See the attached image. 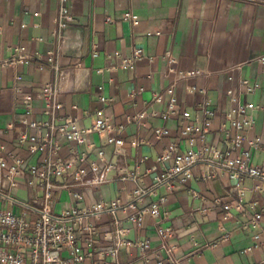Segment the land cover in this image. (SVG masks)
Masks as SVG:
<instances>
[{"label":"crops","instance_id":"0c3cea01","mask_svg":"<svg viewBox=\"0 0 264 264\" xmlns=\"http://www.w3.org/2000/svg\"><path fill=\"white\" fill-rule=\"evenodd\" d=\"M59 2L0 0V156L9 163L12 155H20L25 164L45 156L30 153L26 143H16V137L31 132L23 121V94L33 96L31 116L47 118L40 89L54 80L55 64L66 73L57 94L58 114L89 126L93 118L87 110L101 107L109 120L106 130L91 131L84 144L60 138L58 154L78 161L84 152L86 158L78 164L87 170L85 179L94 177L88 160L98 148L115 167L107 182L56 188L53 210L115 198L126 203L140 184L150 187L140 204L165 196L157 223L174 229L171 237L162 240L156 220L148 215L138 224L128 219L132 212L128 207L102 211L88 218L94 245L76 264H97L96 253L113 245L114 238L107 233L120 227L125 228L121 237L130 244L120 245L114 256L106 254L109 264H145L136 244L145 238L151 261L156 253L166 258V244L173 246L171 254L182 264H264V219L252 220L254 212L264 214V182L246 177L237 184L224 170L211 175V167L199 161L193 176L173 190L164 185L151 188L154 176L172 163V158L159 159L168 144L187 147L180 136L182 112L188 110L193 122L211 120L203 138L197 136L195 147L207 143L227 148L222 125L226 110L236 101L256 105L254 125L242 130L243 144L248 138L258 139L251 161L264 169V61L258 60L264 54V0H66L73 21L64 30L63 42L55 33ZM124 12L136 14L138 22L125 19ZM136 48L142 53L134 58ZM124 59L132 65L124 64ZM170 85L175 111L164 117L165 88ZM155 92L162 94L160 100L154 99ZM140 112H144L141 117ZM155 127H165L168 133L156 137ZM228 131L232 135L234 129ZM109 136L122 138L123 143L109 142ZM54 181L60 185L69 178ZM72 191L81 198H73ZM41 195L39 187L29 184L26 172L11 178L0 168L1 208L31 220ZM86 235L87 231L80 234L83 246Z\"/></svg>","mask_w":264,"mask_h":264},{"label":"built area","instance_id":"2783aa9c","mask_svg":"<svg viewBox=\"0 0 264 264\" xmlns=\"http://www.w3.org/2000/svg\"><path fill=\"white\" fill-rule=\"evenodd\" d=\"M59 1L54 16L55 33L59 42H63L65 41L64 30L73 21V16L66 0ZM123 17L130 19L133 23L138 22V16L134 13L124 12ZM141 53L142 48H136L134 58L139 57ZM47 59L51 61L52 57L48 56ZM258 60L264 61V54L259 55ZM123 63L132 65L128 59H124ZM54 67L57 70L54 80L45 83L40 89L47 118L43 120L33 118L31 116L33 96L30 93L23 94V121L31 129V132L20 133L16 137V143L18 145L26 143L30 153L44 152L46 153L45 156L39 162L27 164H25L24 157L20 155H12V160L9 163L0 156V168L5 170L8 177L13 178V176L26 172L29 184L36 185L42 191L36 215L31 220L14 213L9 208L0 207V264H76L82 262L87 257L89 249L93 248L94 245L93 226L88 221L90 216L96 217L102 211L115 212L119 208L128 207L132 210L128 215L130 221L140 224L144 215H148L154 218L157 223L160 218L159 204L165 200V196L161 195L158 199L151 200L147 204H140V197L150 187L138 184L132 190L133 198L126 203L115 198L100 200L85 207L71 205L58 212L53 210V194L56 188L107 182L110 179L109 172L115 167L113 162L105 159L104 151L98 148L96 156L88 160L89 169L94 177L85 179L87 170L78 164V161L85 160L86 154L84 152L80 153L78 161L72 156L63 158L58 154L60 138L75 142L78 145L84 144L88 141L87 135L91 131L102 132L106 130L109 127V120L101 107L87 110V113L93 118L89 126L78 124L71 116H60L58 114L60 103L57 100V94L66 73L57 68L55 64ZM194 72L197 70L188 73ZM165 91L168 94V100L167 110L163 116L167 117L175 111L176 96L172 85L166 87ZM228 93H231V90H228ZM161 96L160 92L154 93L155 100H160ZM100 99L105 98L101 96ZM255 106L252 101H236L226 110L224 118L227 123L225 122L222 127L226 135L224 141L229 144L227 148L207 143L195 147L197 136L203 138L210 129L211 120L204 119L202 122H193L190 112L184 110L182 112L184 122L180 128V136L186 139L187 147L179 149L175 142L168 144L159 159L172 158V163L154 176L151 188L164 185L167 190H173L177 184H183L193 176V168L199 161L211 167V175L218 169L224 170L230 178L237 180V184L246 177L256 178L264 182V169L251 161V149L257 147L258 139L256 137L248 138L247 145L243 144L245 136L242 130L254 125L255 118L252 111ZM204 112L206 114L213 113L210 109H204ZM143 115L144 112L138 114L139 117ZM229 128L234 129L232 135L229 134ZM167 133L168 129L165 127L154 128L156 137H161ZM108 141L117 145L123 143L122 138L114 136H109ZM131 173L128 172L127 175H131ZM62 176H68L69 181L59 185L54 181V178ZM11 184L14 185L15 181L11 180ZM238 191L242 193V187H239ZM71 195L75 199L81 198L77 191H72ZM225 207H229V204ZM261 219H264L262 212L253 213L252 220L254 222ZM86 231L88 235L84 239L85 246H83L79 238L81 232ZM124 231L125 228L120 227L114 233H107L109 237L114 238L113 245L107 250H100L96 253L97 264H109L105 259L106 254L114 256L120 245L130 244L129 240L121 237ZM156 232L162 240H166L174 234V229L157 223ZM254 237H258V234H254ZM136 244L145 258V264H165L167 260L173 264H182L180 259L172 256L173 246L163 244L167 252L166 258L156 253L155 260L151 261L152 251L149 240L141 239Z\"/></svg>","mask_w":264,"mask_h":264}]
</instances>
